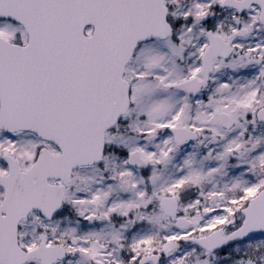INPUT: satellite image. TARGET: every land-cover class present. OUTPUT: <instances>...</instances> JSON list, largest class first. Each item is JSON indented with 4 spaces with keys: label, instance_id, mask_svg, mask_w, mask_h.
Segmentation results:
<instances>
[{
    "label": "snow or ice",
    "instance_id": "6c2138e0",
    "mask_svg": "<svg viewBox=\"0 0 264 264\" xmlns=\"http://www.w3.org/2000/svg\"><path fill=\"white\" fill-rule=\"evenodd\" d=\"M0 264H264V0H0Z\"/></svg>",
    "mask_w": 264,
    "mask_h": 264
}]
</instances>
